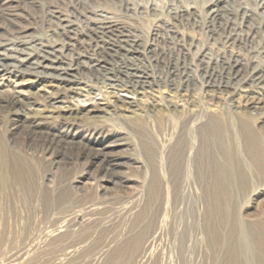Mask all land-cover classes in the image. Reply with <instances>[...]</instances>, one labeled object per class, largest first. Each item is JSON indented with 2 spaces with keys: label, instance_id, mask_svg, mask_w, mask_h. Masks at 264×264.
Returning a JSON list of instances; mask_svg holds the SVG:
<instances>
[{
  "label": "rangeland",
  "instance_id": "1",
  "mask_svg": "<svg viewBox=\"0 0 264 264\" xmlns=\"http://www.w3.org/2000/svg\"><path fill=\"white\" fill-rule=\"evenodd\" d=\"M210 1L0 0V38H10L15 42L20 39L21 44L28 47L36 48V43L56 45L57 41L62 39L63 24L60 19H65L79 34L75 50L82 53L83 61L103 57L108 63L119 62V58L104 49L114 37H97L96 33L93 34L97 27L95 25L94 28L93 23L101 19L102 15L123 25L142 43L152 41L155 45L153 54L131 62L151 72L165 89H168V84L173 78L169 73L172 60L190 63L192 76L189 88L198 110V114L187 123L185 112L175 114L166 108L161 109L157 117H175L172 121L167 119L168 126L163 124L156 138L152 136L154 134L149 128L154 124L151 123L148 128L142 129L140 124H137L140 120L120 117L118 113L107 115L104 120L96 117L85 118L80 123L76 135L84 132L85 137H93L98 128H103L102 133L106 130L107 135L114 132V137L123 138L128 143L118 149L120 156L139 161L134 166L126 165L134 180L113 187L100 178L101 171L97 172L95 178L94 164L85 162V153L81 152L80 146L66 148L64 156L69 157L66 163H60L57 168L50 165L47 153L53 147L58 150V146L47 140H30L23 133L11 128L10 116L0 110V134L4 131V135L11 141L16 139L24 143L32 142L37 148V153L34 154L38 165L35 176L39 179L40 176L50 174L53 182L60 186L59 209L63 210L61 245L64 248L62 255L66 256L35 261L9 260L3 264H229L225 249L222 246L218 248L212 242L213 239H220L222 234L227 235L229 228L226 221L230 223L234 233L240 229L239 223L251 231L256 230L257 224L264 223V194H253V187L246 181L234 185L231 183L225 188L228 197L219 194V230L216 226L215 231H210L212 226L216 225V211L211 187L201 175L196 163L202 143L197 121L200 119L201 122H207L212 118L225 122L222 140L218 145H223L225 149L226 146L231 147L235 151V156L239 159V170H245L247 162L246 156L240 153L245 147V131L248 130L253 136L264 139V109L234 114L225 107L218 115L206 116L205 112L215 100L206 93L197 65V53L201 49L207 51L212 58H228L233 53L243 63L258 61L259 58L256 57H259L258 52L264 36L263 0L237 2L247 8L252 18L249 25L242 23L237 35L228 42L225 39L226 31L212 32L203 24ZM237 4L230 7L235 8ZM182 7H193L197 12L195 20L172 14V10ZM239 22L238 19L237 23ZM78 76L83 84L98 82L88 71ZM174 83H178L176 78ZM4 94L6 93H1ZM159 98L165 99L166 93L159 95ZM85 100L84 96L78 97L81 104L87 103ZM183 126L189 131L195 130L192 137L185 133ZM73 133L74 130L69 127L62 128V134L71 136ZM153 137L154 142L151 139ZM183 144V163L180 164V170L179 165H176L177 170L173 176L170 173L175 166L173 168L171 165H175L174 159L180 155L179 148ZM155 147L163 153L164 163L159 164ZM152 158L155 167L166 169L169 190L163 193L161 201H150L151 208L147 210L149 214L145 223L151 222V227L148 234L134 245L129 240L132 232L136 230L131 231L130 228L133 227L135 214L139 210L143 213V209L147 207L146 187L150 173L146 172L151 171L147 169V165ZM203 172L204 170L202 174ZM104 187L109 188L103 191ZM223 199L226 205L223 204ZM141 218L139 214L135 223L141 222ZM209 231L214 232V235L211 236ZM229 243L232 245L231 241ZM262 249L264 248H256L251 254V251L241 252L239 257L246 264H264ZM37 250L39 253L40 250Z\"/></svg>",
  "mask_w": 264,
  "mask_h": 264
},
{
  "label": "bare ground",
  "instance_id": "2",
  "mask_svg": "<svg viewBox=\"0 0 264 264\" xmlns=\"http://www.w3.org/2000/svg\"><path fill=\"white\" fill-rule=\"evenodd\" d=\"M240 1L211 0L203 24L212 32L226 31V42L234 39L241 24L249 25L252 18L246 7L237 4ZM235 4L237 7L234 9L230 7ZM262 4L264 8V0ZM171 12L174 16H185L192 20L197 15L193 7H182ZM101 17L93 23L94 28L97 26L93 34L96 33L97 37H114L104 48L110 55L119 58V62L114 64L108 63L103 57L83 61L82 53L75 50L79 34L65 19H60L63 24L62 39L56 45L36 43V48H33L21 44L20 39L15 42L10 38H0V110L10 116L11 128L30 140H47L58 146V150L53 147L47 153L50 165L57 168L60 163H66L69 159L64 156L66 148L80 146L81 152L85 153V162L94 164L95 178L97 172L101 171L100 178L113 187L134 180L126 165L134 166L139 161L120 156L118 149L128 143L123 138L114 137V132L107 135L106 130L102 133L103 128H98L93 137H85L84 132L76 135L85 118L104 120L105 116L118 113L120 117L140 120L137 124L142 129L154 124L149 128L156 138L161 126L175 117H157L161 109L166 108L175 114L185 112L187 123L198 114V110L189 88L192 76L190 63L172 60L169 73L173 78L168 89L163 88L151 72L131 62L153 54V42L142 43L123 25L104 15ZM258 53V61L243 63L233 53L228 58H212L204 49L198 51L197 65L202 74L203 86L206 93L215 100L205 112L206 116L218 115L225 107L234 114L264 109V36ZM86 71L92 73L98 82L83 84L79 81L81 78L77 75L82 72L86 74ZM175 78L178 83H174ZM2 92L6 94L1 95ZM163 93H166V98L160 99L159 95ZM79 96H84L87 103L81 104ZM199 120L198 131L202 143L196 163L212 190L216 225L209 230L215 231L216 226L219 230V194L228 197L225 190L228 184L246 181L253 187V194H264V139L245 131V147L240 153L246 156L247 162L245 170H239V159L235 151L226 145V149L218 145L222 140L225 122L212 118L207 122ZM53 124L54 127L51 126ZM63 127H69L74 133L71 136L62 134ZM182 129L191 137L195 132L184 126ZM4 134V131L0 134V264L9 260L35 261L65 256L62 255L64 248L61 245L63 210L59 209L60 186L53 182L50 174L40 176L39 179L35 176L38 170L34 155L37 148L31 141H11ZM154 137L151 138L153 142ZM183 146L179 148L180 155L174 159L175 165H171L173 168L175 166L170 173L173 176L177 170L176 165H179L178 170L181 169ZM154 150L158 154L159 164L164 163L163 153L157 147ZM153 158L147 165L151 171H145L146 174L150 173L146 187L147 207L143 213L139 210L135 214L133 227L130 228L131 231L136 230L129 240L134 245L148 234L151 227V222L145 223L149 214L147 210L151 208L150 201H161L163 193L169 190L168 173L160 166L155 167ZM186 161L188 163L189 159ZM108 188L104 187L103 191ZM223 201L226 205L225 199ZM139 214L142 221L137 220L138 223H135ZM239 225L240 229L234 233L226 221L229 228L227 235L222 234L220 239L212 240L215 246L225 249L229 264H246L239 257L241 252L251 251V254L256 248H264V223L257 224L255 231ZM210 231L211 236L214 235Z\"/></svg>",
  "mask_w": 264,
  "mask_h": 264
}]
</instances>
